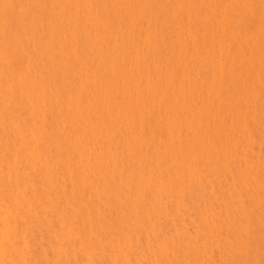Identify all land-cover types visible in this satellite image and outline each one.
Masks as SVG:
<instances>
[{
	"label": "bare ground",
	"instance_id": "6f19581e",
	"mask_svg": "<svg viewBox=\"0 0 264 264\" xmlns=\"http://www.w3.org/2000/svg\"><path fill=\"white\" fill-rule=\"evenodd\" d=\"M0 264H264V0H0Z\"/></svg>",
	"mask_w": 264,
	"mask_h": 264
}]
</instances>
